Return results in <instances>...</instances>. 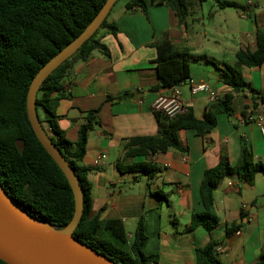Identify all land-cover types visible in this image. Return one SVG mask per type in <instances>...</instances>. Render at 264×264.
<instances>
[{"label": "crops", "instance_id": "0c3cea01", "mask_svg": "<svg viewBox=\"0 0 264 264\" xmlns=\"http://www.w3.org/2000/svg\"><path fill=\"white\" fill-rule=\"evenodd\" d=\"M145 1L146 14L138 8L125 10L126 3L118 10L111 9L108 22L116 25L117 33L101 32V43L108 49L109 58L93 52L87 61L76 63L63 81L56 108L58 126L72 143L85 115L98 109L99 125L89 133L86 154L80 163L89 170L92 211L103 220H121L129 237L142 217L148 237L144 252L157 255L158 264H197L196 248L205 246L211 237L218 243L221 264H254L264 243V203L257 201L264 197V175H257L252 185L240 186L235 178L225 179L213 194L218 227L211 234L202 227L192 231L189 227L191 216L203 211L200 201L203 174L218 164L222 154L235 166L244 143L254 160L264 163V135L247 118L264 112V62L255 68H238L263 103L257 102L253 108L249 92L234 94L232 117L218 115L217 126L210 135L202 139L192 130L179 132L186 151L170 150L123 162L126 165L147 161L160 170L148 188L145 185L142 190L139 186L143 175L121 173L117 165L123 161L128 140L156 133L152 105L158 97L170 95L169 90L153 91L158 84L155 44L166 38L176 48L187 50L190 79L196 84H206L221 98L232 90L221 83L220 72L226 66H235V53L239 49L255 50L256 32H264V4L232 0L240 6L235 9L238 19L247 20L244 28L240 25L234 28L227 13L226 17L221 16L230 8L216 7L208 13L205 24L201 6L184 26L178 24L168 7ZM226 33L238 34V42L234 43L233 36ZM178 91L181 103L201 119L209 107L207 94L192 95L187 84ZM135 93L143 95L139 99L123 98ZM101 155L105 159L96 167L94 161ZM153 192L165 194L166 200L152 196ZM233 226L235 230L227 233ZM237 232L240 234L236 235Z\"/></svg>", "mask_w": 264, "mask_h": 264}, {"label": "trees", "instance_id": "16d2710c", "mask_svg": "<svg viewBox=\"0 0 264 264\" xmlns=\"http://www.w3.org/2000/svg\"><path fill=\"white\" fill-rule=\"evenodd\" d=\"M106 1L0 0V185L25 212L56 230L64 228L73 217V195L62 172L31 129L26 114V97L39 70L83 33ZM205 1L150 0L153 5L171 9L178 24L184 26H187L188 18L198 13ZM214 1L219 9L240 8L233 1ZM124 8L127 11L138 8L144 14L147 12L145 0H129ZM108 16L98 30L43 81L35 99L36 111L40 108L45 113L44 121L38 119L52 144L75 174L82 193V215L73 233L74 238L113 264H158L157 255L144 252L148 237L142 217L138 220L133 236L129 237L121 220H103L92 211L89 170L80 163L86 154L88 135L99 125L96 119L98 109L85 115L73 143L66 138L57 123L56 108L63 92V81L74 65L87 61L93 52L107 58L110 56L108 49L101 43V32L116 35L117 27L108 22ZM155 48L158 84L153 91L180 87L190 79V67L185 57L187 50L176 48L166 38L156 43ZM263 62L264 32L257 31L255 50L239 49L235 53V66H226L220 72L221 83L231 88L232 93L210 104L201 119L190 108L173 117L152 110L157 123L156 133L128 140L123 161L117 165L118 171L143 175L148 188L160 170L147 161L123 165L124 161L165 154L170 150L186 151L179 140V132L192 130L202 139L210 135L217 126L218 115L232 117L234 94L249 92L253 108L257 107V102L263 103L259 93L250 88L238 71L239 67L255 68ZM245 116L246 112L243 114ZM259 174L264 175V163L254 160L246 144H241L235 166H231L228 157L222 154L218 164L203 174L200 185L203 211L191 216L189 231L202 227L211 234L218 227L219 219L213 211V194L225 179L235 178L240 186L252 185ZM151 195L166 200V195L161 192ZM235 228L230 227L226 232L234 231ZM217 246L218 243L211 237L205 246L196 248V263L221 264ZM0 264L6 263L0 260ZM254 264H264V243L259 259Z\"/></svg>", "mask_w": 264, "mask_h": 264}, {"label": "water", "instance_id": "95a60500", "mask_svg": "<svg viewBox=\"0 0 264 264\" xmlns=\"http://www.w3.org/2000/svg\"><path fill=\"white\" fill-rule=\"evenodd\" d=\"M117 1L107 0L83 33L45 64L29 86L26 97L28 122L38 142L68 182L74 200V214L64 228L56 230L25 212L0 185V260L6 264H113L73 236L82 215V193L75 174L42 127L35 99L43 81L98 30ZM142 95L128 94L123 98L139 99Z\"/></svg>", "mask_w": 264, "mask_h": 264}, {"label": "built area", "instance_id": "2783aa9c", "mask_svg": "<svg viewBox=\"0 0 264 264\" xmlns=\"http://www.w3.org/2000/svg\"><path fill=\"white\" fill-rule=\"evenodd\" d=\"M187 84L190 88L192 95L198 93H206L208 104H212L218 100L217 94L211 92L206 84H196L192 79L186 80L182 85ZM179 87H174L170 89V95L168 97H158L152 105V110L162 111L168 117H173L177 114H182L186 111V107L179 100ZM248 120L253 121L260 129L261 133L264 135V112H261L257 116L247 117ZM157 155V154H154ZM153 156V155H152ZM105 159L104 155L99 156L95 161L94 165L96 167L101 165V162ZM237 232L236 235H239ZM220 249L217 247L216 252L218 253Z\"/></svg>", "mask_w": 264, "mask_h": 264}, {"label": "rangeland", "instance_id": "374dc122", "mask_svg": "<svg viewBox=\"0 0 264 264\" xmlns=\"http://www.w3.org/2000/svg\"><path fill=\"white\" fill-rule=\"evenodd\" d=\"M129 0H118L117 3L115 4V6L113 7L114 11L115 10H118L120 9L125 3H127ZM222 1V0H221ZM228 1H232V0H228ZM240 1H245V0H239ZM253 2H259L260 4H264V1L263 0H252ZM217 7V4L214 0H207L205 1L203 4H202V10H203V16H204V23H208V13L210 11H213L215 10ZM225 13H227L229 15L228 19L230 20V22L233 24L232 26L235 28L237 25H240V28H244L246 26V21L244 20H241V19H238L237 17V11L233 8H230V9H225V11L223 12V15L222 18H224L225 16ZM219 17V16H218ZM226 17V16H225ZM210 19V18H209ZM223 25V24H222ZM222 28H224V25L222 26ZM230 36H233L234 38V43L235 41L238 42V39H239V35L238 34H229V33H226ZM229 54L226 52L225 54V57H227V59L229 58L228 56ZM225 59V58H224ZM194 65V64H193ZM197 66V65H196ZM37 115H38V118L42 121H44V119L46 118V115L45 113L40 109L38 108L37 109ZM43 125H46V123L43 122ZM46 128V127H45ZM146 180L145 178H142V180L139 182V186L141 187L142 190L145 189V185H146ZM139 187V188H140ZM258 203H264V197H261L259 198L258 200ZM163 207L165 208L166 207V204L165 202L163 201Z\"/></svg>", "mask_w": 264, "mask_h": 264}]
</instances>
